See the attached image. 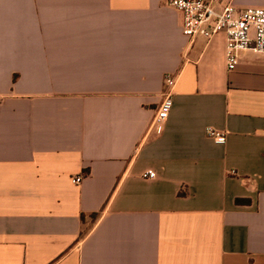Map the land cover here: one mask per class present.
Segmentation results:
<instances>
[{
    "label": "crops",
    "instance_id": "crops-1",
    "mask_svg": "<svg viewBox=\"0 0 264 264\" xmlns=\"http://www.w3.org/2000/svg\"><path fill=\"white\" fill-rule=\"evenodd\" d=\"M169 1L0 0V264H264V54Z\"/></svg>",
    "mask_w": 264,
    "mask_h": 264
},
{
    "label": "built area",
    "instance_id": "built-area-1",
    "mask_svg": "<svg viewBox=\"0 0 264 264\" xmlns=\"http://www.w3.org/2000/svg\"><path fill=\"white\" fill-rule=\"evenodd\" d=\"M168 5L183 16V33L191 41L202 37L207 41L224 34L227 39L226 63L229 72L236 71L242 53L264 54V9H241L233 4L217 7V0H170ZM163 101L154 118L152 130L161 133L170 118L173 106L177 77L172 74L164 79ZM208 137L219 144H225L227 133L213 128L207 129ZM156 173L147 171L144 177L155 179ZM83 176L73 179L81 183Z\"/></svg>",
    "mask_w": 264,
    "mask_h": 264
},
{
    "label": "trees",
    "instance_id": "trees-1",
    "mask_svg": "<svg viewBox=\"0 0 264 264\" xmlns=\"http://www.w3.org/2000/svg\"><path fill=\"white\" fill-rule=\"evenodd\" d=\"M238 202H241L240 200Z\"/></svg>",
    "mask_w": 264,
    "mask_h": 264
}]
</instances>
